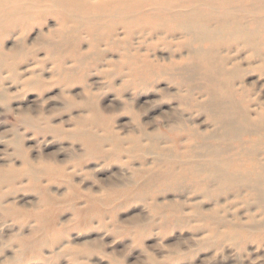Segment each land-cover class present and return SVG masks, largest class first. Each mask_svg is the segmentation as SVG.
<instances>
[{
  "label": "rangeland",
  "instance_id": "374dc122",
  "mask_svg": "<svg viewBox=\"0 0 264 264\" xmlns=\"http://www.w3.org/2000/svg\"><path fill=\"white\" fill-rule=\"evenodd\" d=\"M87 1L95 5L70 21L37 10L0 25V264H264V237H244L262 208L242 200L248 193L215 205L188 174L194 131L214 127L195 106L205 98L187 99L172 69L185 63L183 39L151 29L159 19L144 16L154 0H142L129 30L99 17L109 0ZM239 55L246 66L250 54ZM244 81L256 85L254 115L264 75ZM241 141H260L264 163V138ZM215 211L220 231L242 230L235 244L212 238L200 214Z\"/></svg>",
  "mask_w": 264,
  "mask_h": 264
},
{
  "label": "bare ground",
  "instance_id": "6f19581e",
  "mask_svg": "<svg viewBox=\"0 0 264 264\" xmlns=\"http://www.w3.org/2000/svg\"><path fill=\"white\" fill-rule=\"evenodd\" d=\"M101 2L98 3L100 10L106 5L105 1ZM108 2L111 4L110 13L99 17H110L113 22L120 20V26L126 30L133 27L136 15L142 13L138 11L142 0ZM160 2L154 0L153 3H148L149 8L144 17L159 19L157 28L151 29L168 33L167 40H175L177 35L183 39L181 49L186 51L185 63L176 65L175 69L173 66L172 69L182 76L178 86L187 87V99L193 100L194 92L205 98L195 106L205 115L208 124L214 127L210 132L194 131L193 135L200 143L194 146L193 156L188 163V174L204 183L201 190L203 199L218 205L222 196L232 195L233 199L240 200L243 193H248L250 197L242 200L248 205L262 208L264 216V163L259 159L261 142L257 141L246 148L241 141L244 136L264 138V107L262 110H255L254 116L248 99V92L256 86V80H252L255 83L249 85L244 81L246 75L253 72L264 75V0H249L246 4H240L237 0H166L169 4ZM93 5L95 4L87 0H0V25L29 19L37 10L46 14L58 13L70 21L80 15L83 17ZM11 9L13 11L10 12ZM135 25L147 28L144 27L147 24L143 22ZM61 38L68 42V35L61 34ZM1 45L0 64H4ZM235 51L237 55L234 56L232 52ZM241 52L250 54L245 59L246 66L239 55ZM14 53L15 58L20 55L16 50ZM185 102L188 103L186 99ZM234 142L238 143L237 148L232 146ZM242 160L251 166L244 168ZM30 174L35 181L37 174ZM6 176L8 175L0 174V184L8 180ZM40 194L46 205V191L41 190ZM200 215L203 220L208 221L207 228L214 239L235 244L242 235V230H237V227H231L233 230L229 232L220 231L219 227L225 226V223L217 218L218 211ZM247 228L250 229L243 234L250 242L254 243L252 240L256 232L264 237V220L255 222L251 218V224Z\"/></svg>",
  "mask_w": 264,
  "mask_h": 264
}]
</instances>
